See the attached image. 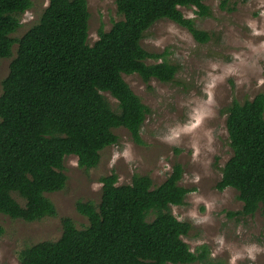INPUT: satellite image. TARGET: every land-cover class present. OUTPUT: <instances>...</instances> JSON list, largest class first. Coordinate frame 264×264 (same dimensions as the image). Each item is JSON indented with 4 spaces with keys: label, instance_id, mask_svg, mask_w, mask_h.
I'll return each instance as SVG.
<instances>
[{
    "label": "trees",
    "instance_id": "obj_1",
    "mask_svg": "<svg viewBox=\"0 0 264 264\" xmlns=\"http://www.w3.org/2000/svg\"><path fill=\"white\" fill-rule=\"evenodd\" d=\"M228 4L222 0L221 8ZM32 6V0H0V60L11 58L18 46L0 96V215L28 223L57 216L46 195L65 189L67 157H77L85 170L98 167L101 152L119 143L115 130L120 128L143 143L141 132L151 111L123 76L171 83L180 70L165 53L143 48L146 33L170 20L200 44L212 38L181 11L195 8L207 17L205 0H116L122 20L109 31L101 29L92 46L88 0H49L39 22L14 38L21 16ZM153 59L163 61L148 63ZM226 125L232 157L216 189L239 193L243 208L233 217L260 212L264 219V95L243 105L233 102ZM183 174L184 168L175 165L157 187L149 176L135 175L131 184H119L115 172L102 177L100 204L76 205L88 225L79 229L63 218L61 238L25 248L20 264H216L207 245L191 250L183 239L191 224L172 213L191 192L180 184Z\"/></svg>",
    "mask_w": 264,
    "mask_h": 264
},
{
    "label": "rangeland",
    "instance_id": "obj_2",
    "mask_svg": "<svg viewBox=\"0 0 264 264\" xmlns=\"http://www.w3.org/2000/svg\"><path fill=\"white\" fill-rule=\"evenodd\" d=\"M32 2V8L21 16L22 27L13 34L14 38H21L37 24L49 5V0ZM221 2L205 0L210 7L207 17H200L195 8H181L198 29L211 34L207 44L196 42L187 29L170 20L157 22L146 33L143 48L150 53H165V59L180 70L171 83L156 79L145 83L137 74L123 76L151 111L142 128L143 143L137 144L128 130L120 128L115 130L119 143L101 152L98 167L85 170L78 166L77 157H67L65 189L46 195L56 206V217L28 223L0 215L4 228L0 264H20V253L25 248L59 240L63 218L72 219L79 229L86 227L88 219L76 205L79 201L100 204L102 177L115 172L119 184H131L135 175L149 176L157 187L175 165L184 168L180 184L191 192L184 205L172 207V213L191 224L190 235L183 237L191 250L207 245L216 264H264L261 213L233 217L243 208L239 193L233 188L222 192L216 189L232 157L226 125L230 107L235 101L243 105L264 95V0H249L246 4L229 0L228 8L233 10L222 9ZM88 4L92 46L101 29L109 31L122 17L116 0H88ZM17 47L11 58L0 60V96ZM157 61L163 59L148 63ZM106 96L116 107L117 101ZM15 198L23 205L21 199Z\"/></svg>",
    "mask_w": 264,
    "mask_h": 264
},
{
    "label": "clouds",
    "instance_id": "obj_3",
    "mask_svg": "<svg viewBox=\"0 0 264 264\" xmlns=\"http://www.w3.org/2000/svg\"><path fill=\"white\" fill-rule=\"evenodd\" d=\"M250 255H251V250H250ZM254 259V257H252Z\"/></svg>",
    "mask_w": 264,
    "mask_h": 264
}]
</instances>
